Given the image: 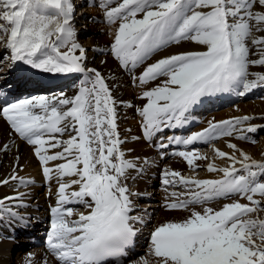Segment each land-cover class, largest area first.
<instances>
[{
    "label": "snow or ice",
    "instance_id": "obj_1",
    "mask_svg": "<svg viewBox=\"0 0 264 264\" xmlns=\"http://www.w3.org/2000/svg\"><path fill=\"white\" fill-rule=\"evenodd\" d=\"M98 6L109 26L118 24L111 52L130 72L167 45L188 41L199 49L159 59L133 78L140 86L157 82L142 92L140 98L147 103L137 110L147 140L163 127L181 126L185 114L203 97L229 92L244 96L264 88V72L249 70L264 68V0H99ZM73 14L72 0H0V46L10 52L11 61L41 73H94L81 81L73 97L40 95L0 109L14 132L33 147L45 180L55 178L58 184L46 240L48 254L56 264H264V162L232 143L227 144L232 155L214 149L217 158L230 162L229 167L207 165L208 172L222 173L221 179L163 171L164 185L185 190L172 192L173 202L164 207L189 215L156 227L146 255L135 254L138 226L145 221L133 215L136 205L131 197L136 194L126 181L129 170H141L121 150L117 102L109 85L100 72L83 63L85 49L76 41ZM252 119L245 115L210 122L204 131L176 138L175 143H207L237 133L236 139L255 144L245 133H256L264 125H252ZM51 149L60 151L50 154ZM0 150L8 151L9 146ZM175 155L193 171L197 160L208 159L196 150ZM54 161L64 162L50 167ZM10 179L18 177L12 174ZM8 183L0 180V185ZM19 183L26 186L32 181L19 178ZM233 197L239 199L219 210H196L198 205ZM22 198L23 194L0 199V217L6 214L26 226L6 204L21 201L16 207H24ZM25 264H36L33 253L27 254Z\"/></svg>",
    "mask_w": 264,
    "mask_h": 264
},
{
    "label": "bare ground",
    "instance_id": "obj_2",
    "mask_svg": "<svg viewBox=\"0 0 264 264\" xmlns=\"http://www.w3.org/2000/svg\"><path fill=\"white\" fill-rule=\"evenodd\" d=\"M138 18L140 17L138 16ZM93 32L94 33H92L90 36V47L88 46L89 48L85 51V59L83 61L84 65L87 69H94L100 72L102 77L105 79L106 84L109 85L113 99L117 102L115 105L117 117L125 119V117L127 116L130 118L140 119L141 116L139 115V112L137 110L142 108L147 103L146 100L140 98L143 91L136 96L128 95L127 92H123V89L125 90L128 88L130 90V86H138V80L134 81V77L132 76L133 73L138 70V66L131 72L126 70L125 68L123 72L118 70L119 64L117 60H114V56L111 52V45H97L95 29H93ZM196 48V45L192 44L191 42L185 41L179 45L173 43L163 47L162 49L156 50L155 52L149 54L148 58L140 64L139 75L142 74L143 70L148 65L156 62L159 59L182 51L196 50ZM77 55H79V53H77ZM250 58L255 59L257 57ZM252 68L253 67H250L249 69L251 72ZM253 69L255 70V68ZM21 72H23V74H21V80L25 78L26 75H30L29 81L32 82V86L26 87L25 85H20L18 87H15L0 83V98H3V103L0 109L10 103L40 95L53 96L54 94L59 95L60 93H64L68 97H73L74 95L78 94L79 87L81 86V81L85 80L86 77L92 78L94 76V73L91 72L82 74L41 73L38 70L32 69L30 67H26V69ZM40 74L44 76H57L59 78L63 77L64 79L62 80V82H59L57 84L46 86L43 85L38 87L36 86V82H38L36 76H40ZM64 75L67 76L64 77ZM17 79L19 78L15 77V80ZM21 80H18L17 82H20ZM63 81H66V85H62ZM156 83L157 82H153L151 85H148L149 88L147 89L155 87ZM218 95L219 96L203 97L201 99V103L192 107V109L190 110L192 111V113L185 114L186 120L181 126L163 127L162 130L157 132L151 140L144 141L143 139H141V137L144 136L142 121L138 125L120 128L126 129V131L117 129L123 145L128 146V149H126L123 145H120L121 150L125 153V159L135 163L137 165V168L139 169L138 165L140 163V160L146 161L147 157H149L151 153L155 154L154 148L159 147V145L161 144L166 145V147H160L159 150V156H161L160 160L162 161L167 158V155L175 153L176 146H180L181 148L185 149L187 146L183 145L182 143H175L176 138H179L181 140V129L183 127L185 128V126H188V123L192 121L195 116L194 112L210 106V103L212 101H215L217 97L225 99L229 94L220 93ZM259 104H261L262 106H260L264 108V102H261ZM240 107L243 110L244 108L249 107V105L241 104ZM233 114L234 113L229 112L228 117L232 116ZM221 118L223 120V117H218L217 119L221 120ZM247 126L248 125H245V127ZM175 128H177L179 132L177 130V132H173ZM233 135H237V133H234ZM57 138L68 139V136L65 135L63 137H59V135L57 134ZM224 141L226 143L225 147H227L228 143L235 144L238 149L250 155L254 160L264 162V141L259 143V145L254 148L244 146L243 143L241 144L237 141V139H233L231 137L224 139ZM201 143L204 142H197L192 145H200ZM4 145H8L9 150H0V180L8 179L9 183L0 185V199H3L4 197L20 196L21 194H23L22 203L25 205L24 207H16L17 204L21 203V201H6V204L8 207H11L14 212H18L20 217L24 218V221H26V226L24 225V223L20 222L19 219L13 220L6 214L0 217V264H25V258L27 255H21L20 249L28 247L30 245H35L36 241L38 243H43V246L34 248V255L37 258L40 257L41 259H46V257L50 255L46 250V240L50 231L51 208L56 206V191L58 188V184L55 179L51 180V183L45 188L44 186H41L39 184L44 176L38 171L39 169H42V166L34 155V149L14 132L11 126L3 118L2 111H0V149H2ZM58 151H60V149H51L50 154H54ZM223 152L228 153L229 155L233 154V150L230 148L226 149V151ZM235 155L237 156V158H240L239 153H235ZM17 157H19L18 161ZM218 160L219 158H215V162H217ZM222 161L224 160L222 159ZM54 162L58 164L63 163L64 161ZM213 162L214 161H212V163ZM52 163L53 162H50V164ZM177 163L179 165L182 164V162L179 161ZM161 164L160 162H153V164L149 163L147 165L144 164L145 168L143 167V171L138 172V179L140 181L138 180L135 183V187L130 190L132 193L136 194L131 197L136 205V211L133 213V215L141 216L145 221L144 224L138 226L139 230L134 240L135 254H137L139 251L146 250L149 246V238H151L152 230L148 229V223L153 220L152 214L156 213L157 209L163 206L166 201H172L170 196L171 192L163 197L159 196L160 193L163 194L167 192L165 191V188H168L170 186L164 185L163 182H161L163 187L160 191L158 190L156 192L153 191L152 193H145V191L151 190L152 183L156 181L157 177L161 178L163 181L162 173L164 170L167 169L170 171H176L170 167L160 170ZM229 165L230 162L228 161V167ZM237 166L238 164L236 165V167ZM240 167L241 166H238L237 168L239 169ZM12 174H15L18 179L11 180L10 176ZM220 175L221 174H209L208 176L206 175V177H200L196 179H221L222 176ZM129 176H131V170H129ZM19 178H23L25 181H32V183L27 184L26 186L21 185L19 183ZM18 188H21V192L19 193L17 192ZM172 192L180 193V190H175ZM182 198L186 199L187 196H182ZM240 202L248 203L246 200H240ZM70 206L80 207L78 205ZM43 235L46 236L44 239ZM9 236H14L17 238V240H15L14 238L11 239ZM145 245L146 248H144ZM12 251L14 252V254H17L16 258L11 257L10 252ZM47 261L48 264H56L54 257L48 258Z\"/></svg>",
    "mask_w": 264,
    "mask_h": 264
},
{
    "label": "rangeland",
    "instance_id": "obj_3",
    "mask_svg": "<svg viewBox=\"0 0 264 264\" xmlns=\"http://www.w3.org/2000/svg\"><path fill=\"white\" fill-rule=\"evenodd\" d=\"M72 2L74 4V14H73V19L71 21V26L75 30L77 43H79L86 51L90 47V36L92 33H94L93 29H95L96 44L97 45H106V44L111 45L113 43V40H114V33H115L116 29L118 28V24L109 26L105 22L104 12L98 6L99 0H72ZM91 27H93V28H91ZM257 35H261V34L257 33ZM66 50L67 49H61V51H66ZM196 50H198V47L196 48ZM0 56L4 57L3 60H0V83L7 84L10 86H18V84L20 82H17V81L21 80L20 78L18 80L9 81L12 79L11 77L13 76L12 72H9V70H10L9 65H11V63H10V61H11L10 52L6 51L2 46H0ZM251 57L253 58L256 56H251ZM114 60L116 61L115 57H114ZM118 64H119V62H118ZM120 67H121V65L119 64L118 70L123 72L124 68L121 67L122 68L121 69ZM27 68H29V66H27ZM25 69H26V67H25ZM137 69L138 70L135 72L136 74L133 73V75H132L133 77H139L140 76L139 75L140 64L138 65ZM252 72H264V68L256 67L255 70L252 68ZM24 83H25L26 87H28L29 85L32 86V82L29 80H26V82H24ZM65 83H66V81H63L62 85H64ZM147 88H149L148 85L142 87L138 84V86H135V87L130 86V90L128 88L125 90L123 89V92H127L128 95H135L136 96V95H139L142 91L146 90ZM228 94L229 95L225 99H221L220 97H217L215 99V101H212L210 103V106H208L204 109H201V110H197V112H194L195 116L192 119V121H190L188 123V126H185V128H183L182 131H180L181 140H183L184 136H185V138H187V137H189L195 133L204 131L206 128L209 127L210 122L218 123V122L223 121V120H230L234 117H241V116H245V115L250 116V117H254V119H252L249 122L250 124H252V125H264V108L261 107L262 106L261 104H259L261 102H264V88H257L255 90L247 93L244 96H239L235 92H229ZM215 96H219V95L217 94ZM0 99H2V102H3V98L1 97ZM2 102L0 101V107L2 106ZM249 103H251V104H249ZM241 104H248L249 107H246L242 110L240 107ZM257 104H259V105H257ZM238 108H239V110H238ZM229 112L234 113V114L232 116L228 117ZM249 112H250V114H249ZM188 113H192V111H189ZM218 117H223V120H222V118H221V120L217 119ZM121 119L122 118L116 117L117 129H119L121 131H126V129H120L121 127L124 128V127L133 126V125H138L142 121V118L135 119V118L127 117V116L125 117V119H122V120ZM126 125H128V126H126ZM243 127H245V125ZM176 130L178 131V129L175 128L173 130V132H177ZM245 135H248V136L252 137L253 139H255L256 143L253 144V143H249V142L238 140V139H237V141L240 142L241 144L243 143L244 146H248L250 148L257 147L259 145V143L264 141V129H258V131L256 133H245ZM226 138H230V137L225 136V137H222V138L217 139V140L209 141L207 143H201L200 145H189L185 149L181 148L180 146L175 147V148L180 147V148H177V152L196 150V151H199V153L201 155H205L208 157L207 160H197L195 162L196 165H198V167L195 168V171H193L191 168H189L187 162L185 160H183L182 157H179L178 155L171 154L170 156L167 155V158L163 161L160 159L158 160L159 152H156L155 154L151 153L149 155V157H147L146 161L140 160V163L138 165L139 169L141 171H143V169L145 168V165H147L149 163L153 164V162H155V163L160 162V164L162 163L160 165V170H162L163 168H169L170 167V168H173V170L178 171L184 177H191V178L193 177L194 179H196V178H200V177H206V175L208 176L209 174H221L220 176H223V174L220 172H211V173L208 172L207 171V165L209 163H212V161H214L213 163L216 165L217 168H224V166L228 167V161L225 159H223L224 161H222V159H219L220 162H219V160L217 162H215V158H217V157L215 156V152H214L215 148L220 149V151L221 150L226 151V149H228L227 147H225L226 143H225L224 139H226ZM231 138L236 139V135H233V137L231 136ZM141 139H143L144 141H147V139H145L144 136L141 137ZM122 145H123V143L121 144V146ZM30 147H32V146H30ZM124 147L126 149H128V146H124ZM155 149H157V151H159L160 147L154 148V152L156 151ZM178 161L182 162V164L179 165L177 163ZM55 165H56V162H53L49 166L55 167ZM238 166H240V165L238 164ZM38 171L40 174H43L42 169H39ZM138 178H139L138 172L136 170H131V176L126 181V184L128 185L130 190H132V188L135 187V183L139 180ZM53 179H55V178H53ZM161 182H162V179L157 177L156 181L154 183H152L151 190H147V191H145V193H147V192L152 193L153 191L156 192L158 190L160 191L163 187ZM50 183L51 182L45 180V178H43L39 182V184L41 186H44V188L46 186H48ZM12 189H14V188H12ZM175 190H178V191L180 190V192L185 191L184 189H182L181 186L172 187L170 185L167 188V192H165L163 194L160 193L159 196L163 197L165 195H168L169 192L172 193V191H175ZM17 192L18 193L21 192V188H18ZM181 199H184V198L181 197ZM236 199H239V197H233L232 199L220 198V199H217L215 201L209 202V203L204 204V205H198V206H196V210L200 211V210H202L203 207H212L213 209L219 210L220 208H222V206L225 203L233 202V200H236ZM169 202H173V200L172 201H169V200L166 201V203H169ZM165 204H163V206L158 208L156 213L152 214L153 220H151L150 223H148V229L153 231L156 227H158V226H160L166 222L180 221L189 215L188 211H170V210H167L164 207ZM71 207H74V206H71ZM74 208H78V207H74ZM149 235H150V233H149ZM9 237L11 239L14 238L15 240H17V238L14 236H9ZM45 237L46 236L43 235V239ZM149 240H150V238H149ZM41 242H42V239H41ZM148 245L149 246L146 250L139 251L136 255L137 256L146 255V253L150 247V243ZM42 246H43V243H38L36 241L35 245H30L28 247L21 248L20 254L21 255L24 254L25 256L28 253L34 254L35 253L34 248H38V247H42ZM144 248H146V245L144 246ZM10 255H11V257L16 258L17 254H14V252L12 251V252H10ZM50 257H52V256L49 255L46 257V259H48ZM35 260H36V264H39V262L44 260V259H41L40 257L37 258L35 256Z\"/></svg>",
    "mask_w": 264,
    "mask_h": 264
}]
</instances>
